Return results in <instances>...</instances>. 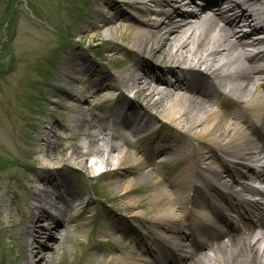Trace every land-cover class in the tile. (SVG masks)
<instances>
[{"label":"bare ground","instance_id":"6f19581e","mask_svg":"<svg viewBox=\"0 0 264 264\" xmlns=\"http://www.w3.org/2000/svg\"><path fill=\"white\" fill-rule=\"evenodd\" d=\"M218 1L219 11L208 12ZM193 4L184 0H99L93 6L98 19L92 25L93 34L87 32L81 39H93L100 31L117 53L129 48L127 58L122 59L121 69L105 76L88 56L82 55L84 63L79 68L77 56L70 55L61 67L65 89L51 93L53 103L60 101L67 112L63 113L69 118L66 127L81 129L88 138L81 143L86 150L74 144L67 160L78 161L89 172L109 169L118 179L121 195L154 177L151 164L157 157L178 162V173L168 185L156 181L149 209L130 216L143 221L144 234L139 233L130 249L108 254L106 264H172L173 257L161 248L182 256L181 264H264V201L252 202L245 196L262 190L264 194V187L256 189L235 180L240 176L264 184V36L258 34H264V0H210L200 14L184 8ZM154 63L160 67L159 76ZM82 73H87V80H81ZM168 74L176 76L175 83ZM127 92L134 93V100ZM219 95L234 104L229 115L213 108ZM114 100V109L108 108L105 119L92 111ZM121 112L125 118L119 125L116 119ZM157 120L173 124L181 139L161 133L152 144L134 150L116 140L130 144L128 129L137 141H143L141 134L153 130ZM44 124L39 140L48 145L42 165L46 172L37 175L39 185L34 187L31 220L23 229L20 264H54L66 254L68 240L78 233L76 229L67 234L71 223H78L73 211L85 195L75 193L59 170L64 161L56 158V152L62 154L53 139L57 122ZM38 151L42 154L43 150ZM82 157L90 161L79 160ZM248 162H257L258 172L249 174ZM62 188L70 199L60 194ZM48 204L55 207L56 215L44 208ZM144 206L136 201L128 207ZM224 209L234 212L226 211L231 217L237 211L260 217L240 232L223 229L222 222L228 220ZM87 210L81 209L78 216ZM116 223L113 235L121 241L127 231ZM206 234L210 236L207 242H194ZM41 238L54 244L43 243Z\"/></svg>","mask_w":264,"mask_h":264},{"label":"rangeland","instance_id":"374dc122","mask_svg":"<svg viewBox=\"0 0 264 264\" xmlns=\"http://www.w3.org/2000/svg\"><path fill=\"white\" fill-rule=\"evenodd\" d=\"M13 2L0 0V47L6 37L4 24ZM98 2L22 0L12 22L9 38L0 50V264H20L24 259V225L31 220L34 187L39 185L37 175L46 172L42 165L47 157L48 145L39 140L44 122H57L53 139L62 153L56 152V158L64 161L60 171L75 193L85 194L80 200L81 205L73 213H78L88 203L87 212L76 216L78 223H71L67 231V234H72L77 229L76 237L68 240L66 254L59 256L54 264H106L108 254L130 249L132 245L128 243L134 242L135 235H128L118 242L113 235L114 224L117 222L125 228L133 227L132 230L145 228L143 221L130 216L149 209L147 203H150L152 194L156 192V181L163 180L168 185L169 180L178 173L175 162L163 167L158 164L161 159L156 158L155 163L151 164L155 169L154 177L143 185H134L132 192L121 195L122 188L116 186L117 178L109 173L95 177L94 172L78 166V161L67 160L74 144L80 145L82 151L86 150V145L82 144L88 138L81 129L67 128L69 118L63 115L67 113L66 110L60 107V101L53 103L51 93L59 87L65 89L60 79L63 62L74 54L78 67L82 68L84 60L81 57L86 55L106 76L108 71L121 69V61L127 58L126 51L129 49L125 47L126 51L117 53L110 44L112 41L100 31L94 33L93 39L90 36L86 37V41L81 39L87 32L93 34L92 25L96 26L98 22L93 6ZM155 58L159 60V54ZM79 76L81 80L88 79L87 73ZM130 96L135 98L134 93ZM218 101L226 107L234 106L224 96H219ZM114 103L106 102L92 111L105 119L108 108L113 109ZM213 108L221 109L216 104ZM122 114L118 117L119 125L125 118ZM172 125L164 122L159 128L155 126V130L141 134L144 136L143 142H136L135 135L127 129V134L135 141L132 145H124L121 139L116 140L123 147L134 150L136 147L143 148L146 143L151 144L161 133L181 139V133ZM68 136L72 139H66ZM41 149L42 154L38 151ZM79 160L90 161L86 157ZM211 163L216 165L214 161ZM236 180L239 178L236 177ZM60 194L70 199L66 189L62 188ZM136 201L145 206L130 209V202ZM44 208L47 209V205ZM123 218H127L126 221ZM40 241H46L50 246L54 244L46 238Z\"/></svg>","mask_w":264,"mask_h":264}]
</instances>
